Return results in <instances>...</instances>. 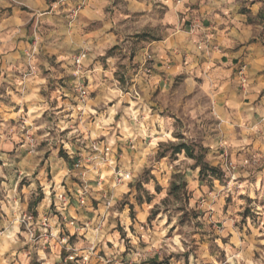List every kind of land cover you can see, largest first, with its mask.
I'll return each mask as SVG.
<instances>
[{"label":"clouds","instance_id":"clouds-1","mask_svg":"<svg viewBox=\"0 0 264 264\" xmlns=\"http://www.w3.org/2000/svg\"><path fill=\"white\" fill-rule=\"evenodd\" d=\"M0 264H264V0H0Z\"/></svg>","mask_w":264,"mask_h":264}]
</instances>
